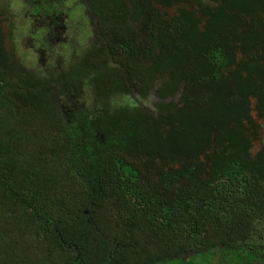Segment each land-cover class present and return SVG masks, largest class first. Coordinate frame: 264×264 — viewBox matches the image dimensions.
<instances>
[{
    "label": "trees",
    "instance_id": "trees-1",
    "mask_svg": "<svg viewBox=\"0 0 264 264\" xmlns=\"http://www.w3.org/2000/svg\"><path fill=\"white\" fill-rule=\"evenodd\" d=\"M84 3L94 45L53 85L0 9V264H264V0ZM84 81L155 115L59 102Z\"/></svg>",
    "mask_w": 264,
    "mask_h": 264
},
{
    "label": "rangeland",
    "instance_id": "rangeland-1",
    "mask_svg": "<svg viewBox=\"0 0 264 264\" xmlns=\"http://www.w3.org/2000/svg\"><path fill=\"white\" fill-rule=\"evenodd\" d=\"M84 1L65 0V8H70L71 12V29L67 33H71L72 46L76 48L72 50L64 48V42L61 40L53 44L49 42L48 23L45 20H39L36 23V19L31 18L34 14L31 12L33 4L30 0H0V9L4 13L3 20H7L4 24V31L7 34L6 48L20 64L31 71L38 72L40 78L47 83L50 82L53 85L54 81L60 78L58 75L64 74L69 77L80 57L94 45L95 23ZM51 2L56 4L57 1L51 0ZM51 2L49 0L47 4ZM189 4L192 6L191 2ZM74 25H77V28L72 31ZM81 85L87 87L88 91L84 94L73 92L69 97L62 96L59 102L63 105L71 103L74 108H78L76 105L83 103V107L89 106V109L95 110L97 114H109L114 109L128 108L147 110L155 115L154 103L158 100L153 97V94L146 100L137 99L134 96L117 95L110 101L101 103L93 98L91 85L87 86L85 81ZM179 95L180 93L175 100H178ZM259 147V143L255 142L254 154Z\"/></svg>",
    "mask_w": 264,
    "mask_h": 264
},
{
    "label": "flooded vegetation",
    "instance_id": "flooded-vegetation-1",
    "mask_svg": "<svg viewBox=\"0 0 264 264\" xmlns=\"http://www.w3.org/2000/svg\"><path fill=\"white\" fill-rule=\"evenodd\" d=\"M49 0H32L33 6H31V12L34 14L31 18L36 19V23L40 20L47 21V29L49 32L48 40L51 44L63 41L64 48L75 50L72 46L73 39L71 33H67L71 29V12L65 8V0H56V4L51 2L48 5ZM77 28L74 25L72 31ZM71 31V32H72Z\"/></svg>",
    "mask_w": 264,
    "mask_h": 264
}]
</instances>
